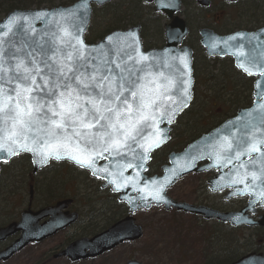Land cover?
I'll return each instance as SVG.
<instances>
[{
	"label": "snow or ice",
	"instance_id": "snow-or-ice-1",
	"mask_svg": "<svg viewBox=\"0 0 264 264\" xmlns=\"http://www.w3.org/2000/svg\"><path fill=\"white\" fill-rule=\"evenodd\" d=\"M49 16L17 14L0 23V152H31L40 164L67 157L94 175L113 177L117 189L127 187L115 177H123L125 168L142 167L129 162V154L146 161L165 138L159 124L165 118L171 123L188 107L187 57H172L178 66L140 52L135 40L111 52L98 46L93 55L81 39L82 22H75V12ZM37 20L52 28L33 27ZM251 51L239 45L233 53L237 66L249 75L256 68L264 77V45L257 43ZM236 120L242 123L229 122L236 131L210 147L217 164L236 173L229 186L243 184L237 194H252L258 182L264 183V104ZM101 160L109 163L100 165ZM259 195L264 198V191ZM154 198L162 199L159 192Z\"/></svg>",
	"mask_w": 264,
	"mask_h": 264
},
{
	"label": "water",
	"instance_id": "water-1",
	"mask_svg": "<svg viewBox=\"0 0 264 264\" xmlns=\"http://www.w3.org/2000/svg\"><path fill=\"white\" fill-rule=\"evenodd\" d=\"M114 0H76L73 3L65 6H54V7H40V8H30V9H13L6 13L4 17L0 20V23L5 22L9 17H15L17 14L20 16L31 17L33 13L36 12H46L49 13V20L52 19L51 14L60 13L66 10H71L76 13L77 19L76 23L80 24L82 22L83 31L80 33L83 43L88 46L89 50L93 55L97 54L98 46H102L103 50H111L115 47H124L127 44H132L133 40L138 42L139 51L160 59L167 58L169 62L174 63L179 66V61H172V57L185 56L188 60L189 70H190V96L191 99L188 101V107L193 99V84L194 79L192 76V49L186 45L182 44L188 29L184 21L178 17H173L172 15L179 9V0H154L155 12H162L166 14L171 21L164 25V39L165 44L161 48H153L144 51L142 49L139 30L140 26H132L126 29H116L112 30L106 35H104L99 41L95 43H86L84 40V34L86 33L92 12V6H101L105 3ZM144 2H150L151 0H143ZM235 1V0H228ZM202 5H207L208 0H202L199 2ZM172 5L171 8H166ZM21 23L23 21L21 20ZM33 27L40 30H49L52 25L46 24L43 21H35L32 25ZM200 44L204 48V52L208 57H224L230 56L233 58L234 67L244 73L249 77H256L253 82L252 95L253 101L251 106L243 109H239L236 115L226 121L222 122L215 128L209 130L207 133L202 134L198 138L187 143L183 149L177 152H170L167 156V163L161 167L160 175L146 176L144 173L147 171V164L150 161V155L153 151L161 148L165 145L169 139V132L171 130V125L175 122L176 118L180 116L188 107L183 108L179 111L177 115L172 118V122L168 123L167 118H165L159 127L164 129V140L157 147H153L148 153V159L145 160H132L131 154L126 158L129 162L134 165H142V167L125 168L123 170V177H115L121 183L127 182V187H121L117 189L110 181L113 177L101 178V176L94 175L92 170L89 168L81 167L74 163L67 157H63L59 160L54 157H50L45 164H40L34 162L38 160L39 157H35L31 152H21L28 154L30 157L32 172L35 173L38 170L44 168L50 160L55 161H66L72 165L79 167L81 169L88 170L90 175L96 177L97 179L103 180L102 188L110 186L112 192L118 193V201H123L128 207V214L126 217L120 219L116 223L110 225L103 231L93 235L92 237H82L71 241L62 250L53 255V258L65 257L70 262H77L79 260L94 259L101 256L102 254L111 251L116 246L123 244L124 242L135 241L142 237V226L136 224L135 218L132 214L140 209H149L152 205L155 207L162 206L165 211H170L175 209L176 211H182L184 213L199 215L205 220L216 219L222 222H229L233 226L245 224V225H263L264 217L261 221L254 222L246 218V210L251 209L250 207L253 203L261 198L259 193L264 191V183L257 184L252 190V194L246 190L243 194H237V189H243V184L229 186L230 181L235 178L236 173L230 170V166L224 165L219 166L212 153V148L210 145L214 144L222 136H226L229 132H235L236 129L232 128L229 122L233 124L240 125L242 122H237V117L245 116V114L254 108L258 104H264V77H261L256 68H252L253 74L249 75L242 68L237 66L238 57L233 53L237 51L239 45H244V50L249 54L252 53V48L260 43L264 45V26L254 30V31H236L227 35H216L212 31L202 29L200 30ZM238 33H242L243 36H237ZM111 37V41L108 38ZM230 37H236V39H229ZM38 38V37H37ZM259 38V40H257ZM227 40L228 43L225 44L224 41ZM251 41V44H249ZM259 49H257L258 51ZM259 84V87H258ZM178 95V93H177ZM139 151V150H138ZM19 155V154H18ZM6 152H0V164L9 161L12 157ZM247 157H244L246 159ZM206 160L207 162L201 166H197V163ZM101 162V163H100ZM100 165L109 163L108 161H99ZM229 167L228 171H224V168ZM258 167V165H257ZM210 169H215L217 175L212 179L208 180V188L215 192L217 190H222L224 188L232 189L227 198L236 195H249L248 205L244 207L239 212H218L209 207L203 205L189 204L183 201H175L167 195V190L173 186L178 179L189 173H198L207 171ZM173 172L175 175H173ZM128 177H132L131 181H127ZM170 177V180L165 183L164 178ZM250 180V178H249ZM153 181L156 183L153 184ZM163 184L161 189L160 185ZM159 192L162 197L161 200L157 201L154 196ZM32 191H30L31 196ZM262 204H264V198ZM70 199H65L56 202L52 206H47L36 211H32L27 208L22 211L20 219L17 222H12L4 227H0V242L4 241L7 237L18 233L17 239L13 240L7 247L0 250V261H4L14 255L16 252L22 250L26 245L30 243H39L43 239L54 235L56 232L68 227L74 223L78 214L76 212L65 211ZM46 218L40 223L42 219ZM125 264H141L135 259H129ZM229 264H264V254L261 252H249L245 255L239 257L238 259L230 262Z\"/></svg>",
	"mask_w": 264,
	"mask_h": 264
},
{
	"label": "rangeland",
	"instance_id": "rangeland-1",
	"mask_svg": "<svg viewBox=\"0 0 264 264\" xmlns=\"http://www.w3.org/2000/svg\"><path fill=\"white\" fill-rule=\"evenodd\" d=\"M254 4L257 9L260 7L259 4H263L261 5L263 6L261 10L256 12L257 25L259 26L264 24V21L260 20L262 18L260 15L264 14V0H255ZM103 18L102 11H100L99 8H95L90 23V25L92 24L91 29H93V31L88 30L86 36V38L89 36L92 38V40L89 41L86 39L87 41L95 42L100 39V36L98 37V35L102 33V30H106L107 28V24L104 23ZM145 26L148 31L146 33V38H143L145 43L143 44L142 42L144 49L161 46V29L157 17L154 15L150 16L149 21H145V24L143 23V27ZM192 46L195 50L193 63L195 69V100L193 103V112L194 114L206 115L207 111H203V109L209 108L207 103L211 100L212 92L209 90L211 83H208L204 79L203 74L207 68L209 69L212 61H205L206 63L204 62V59L202 58V51L197 48L194 40L192 41ZM227 62L219 61L217 64L212 65L217 69H220L225 74L224 77L228 76L229 78L235 79L236 77L232 73V70H230V67L227 66ZM212 87L214 89L213 93H216L218 91L217 85H212ZM239 94H241V91L238 90V93H236L235 97L236 99L238 96H242V94ZM209 95L210 97L207 98ZM227 108L228 107L226 104H224L221 107L212 108L213 110L208 113L220 114L223 111H228V113H231L232 109L227 110ZM187 115L184 118H182V116L180 117L172 132V139L170 143L156 154L154 161L151 163V168L154 171H157L155 164L158 163L157 161L160 158L164 159L167 153L172 150H179L186 144V141L181 144L178 140L179 137L181 138L180 133L186 130L184 120L190 119V116L187 117ZM211 120L213 119L208 116V120L206 122L209 124ZM177 147L178 149H176ZM27 163L28 157L20 156L14 159V161L9 164V167H3V170L0 174V223L3 219L2 216H7L9 220L12 217L10 216L12 212L13 214H16V211L23 209L26 205L28 180L27 174H29V172H27ZM57 173H59V171ZM66 173L67 172H65L63 176H66ZM46 177L50 179V175H47ZM67 178L71 179L76 187H81L80 189L86 188L91 191L94 190L96 185L92 182L82 181V176L79 178L74 174V172H69ZM203 181H205V177L200 174L185 176L168 190V195L178 201H184L193 204H204V200L207 196L206 193H204L205 190L202 185ZM41 184L43 185V180ZM39 191L43 192V189H40ZM62 192H65V189H62ZM76 193L79 194L78 191H76ZM76 193L71 192L70 190L68 197H73L77 201L79 200L78 202L74 203V206L77 209L82 211L86 210L85 207L81 206L82 199ZM98 193L100 194L98 196L99 198L105 197V194L101 193V191ZM43 199L44 198L42 197V194L35 193L33 197V206H42L44 204ZM105 199L104 202L101 200L96 202L94 201L95 199L88 198V202L90 205H98L99 202L106 203L107 201L108 203H111L107 197ZM15 207L17 210L13 209ZM134 216L136 218V222L143 228L142 237L138 240L125 242L117 246L112 251L99 257L98 260H95L92 264H124L125 261L129 259H135L141 264H191L192 262L196 261V259H199L200 255L205 249V246L206 248L209 247V243L206 244L200 240L201 232L203 230H208V224L199 222L190 216H186L181 213H175L174 211L166 212L162 208L154 207L149 210L138 211L134 214ZM96 221L99 222L98 220ZM252 233H254L252 230L249 231L246 229L241 231L240 236L250 239ZM58 235L61 236L59 237ZM58 235H56L57 237L54 236L55 238L52 240H45L41 243L27 246L22 251H20L19 255L16 256L9 264H25L26 260L32 259V254L35 256L48 250L55 251V249L59 246L60 241L63 240L65 236H70V230H66L65 232ZM254 235L256 238L261 237L258 239L263 240V245L261 246L264 247V234L258 231L255 232ZM250 241L259 242L258 240ZM89 262L91 261H81L72 264H88ZM52 264L71 263L67 262L65 259H58L53 261Z\"/></svg>",
	"mask_w": 264,
	"mask_h": 264
},
{
	"label": "flooded vegetation",
	"instance_id": "flooded-vegetation-1",
	"mask_svg": "<svg viewBox=\"0 0 264 264\" xmlns=\"http://www.w3.org/2000/svg\"><path fill=\"white\" fill-rule=\"evenodd\" d=\"M200 1L202 0H179L180 8L178 9L177 13L173 14V15H177L178 17H180L184 21L186 27L188 28V36L186 38L188 40V43L194 40L195 44L199 46L200 48H202L199 42L200 40L199 31L201 29H206L216 34L225 35V34L235 32V31H240V30L251 31V30L258 28L257 13H256L257 11L255 10L256 6L254 4L255 0H235V1L208 0L207 5L200 4L199 3ZM128 7L129 9L131 8L130 3ZM171 7L172 5L167 6L166 8H171ZM95 8H100V7H95ZM139 8L141 10L140 35H141L143 44L145 43L143 38H146V33L148 31L146 29L147 25L143 27V23L145 24V21L148 22L149 17L154 15L157 17V20L160 25V29H161L160 41L163 45L165 42L163 27L166 23L169 22V19L166 17V15L162 13H156L154 11L155 10L154 0H151L148 3L142 0H139ZM126 10H128L127 4H126ZM225 59L227 60V58ZM250 80L253 81V79H250ZM235 112L236 111H233L232 114L234 115ZM160 150L153 153V157L149 164L150 166H151V163L154 161L156 154ZM21 156H24V155H21ZM14 159L16 158L10 159L8 162L3 163L1 165L0 174L3 170V167L5 166L9 167V164L13 162ZM157 162L158 163L155 164V168L157 169V172H158L161 166L164 164V161L162 158H160ZM64 165H68L69 167H72L73 169H75L73 171L74 174L77 175V177L79 178L82 176V181L92 182L96 185L94 187V190H91V191L86 188L80 189L81 187H78L79 194L82 195V197L84 196L87 197L86 201L82 200V203L80 202L81 206L85 207L86 210L82 211V210L77 209L74 206V203L78 202L79 200L77 201L75 198L72 197L70 204L65 209H63L62 212L76 211L78 213L77 220L71 225H69L68 227L56 232L54 235L47 237L43 240H52L53 238L57 237L56 235L61 234L65 232L66 230H70V236H65V237L63 236L64 237L63 240H67L70 238V240L72 241V240H76L81 237H92L93 235L101 232L102 230L106 229L110 225L116 223L120 219L126 217V215L128 214L126 204L118 202L117 194L113 193L110 190V188L102 189L101 188L102 182L92 177L87 170L78 168L64 161L63 162L51 161L44 168L33 173L30 160L28 157L27 166H28L29 174H27L28 180H27L26 205L23 209L16 211V214H13L12 212L10 214V216L12 217L11 218L9 217L10 218L9 220L7 216L5 217L2 216L3 219H2V222L0 223V227H4L12 222H17L20 219V215L22 211L27 208H30L32 211H36L42 207L52 206L56 202L65 199L66 196L62 195V189H65L64 187L65 182H66L65 178L68 176V173H66V176H64L65 178L62 176L66 172ZM226 170L227 169H225V171ZM58 171L59 173H57ZM155 172L156 171H154L152 168L150 169V173L153 174ZM215 174L216 172L214 170H210L208 172L200 174L205 177V181H204L205 183L203 184V187L205 190L204 193H206V196H207L206 199L204 200L203 205L208 206L222 213L241 211L245 207V205L248 203V196H236V197L227 199L226 198L228 194L227 189L217 191V192H211L208 189V185L206 182L209 179H211ZM47 175H50V179L46 177ZM194 175H199V174H194ZM42 180H43V186H42L43 196L45 197V199L46 198L51 199V201L46 205H42L40 207H34L33 197H34V194L36 193L35 186L40 185ZM30 191H32L31 196H30ZM99 191L105 194L104 198L98 197L100 195L98 193ZM106 197L108 198V200L111 201V203H108V201L106 203H103ZM88 198L95 199L94 201L96 202L99 200L103 202H99L98 205H90L88 202ZM116 203L118 205H116ZM13 209L17 210L16 207ZM174 212L181 213L186 216H190L198 220L199 222H201V220L203 221L202 217L198 215L187 214V213L176 212V211ZM246 215H247V218L253 221L262 220L264 217V205H259L258 203H256L253 206V211L246 210ZM45 219L46 218L42 219L40 222L44 221ZM96 220H98L99 222H97ZM135 221H136V218H135ZM203 222L205 224L215 226V228H218L220 230V236L218 237L220 244H225L226 240H229V239L242 240L240 238L241 231H244L246 229H248L249 231L252 230V232H254L256 229H260V232L264 234V228L260 227L261 225H256V226H251V227H248L245 225L232 226L230 225V223L218 221L216 219H213V220L211 219L208 221L205 220ZM227 230L231 231V234H233L234 236H227L226 235ZM58 236L60 237L61 235H58ZM17 237H18V233H15L14 235L7 237L6 239H4V241L0 242V250H3L5 247H7L13 240L17 239ZM250 237L251 238L248 240H258L259 243H262V240L258 239L261 237L256 238L254 233H252V236ZM63 240H61L60 243ZM214 240H216V238ZM29 245H33V244H29ZM63 246L61 247L58 246L55 249V251L48 250L46 252H41L35 256L32 254L31 256L32 259L26 260L25 264H52L53 261L58 260L56 258H53V255L56 254L58 251H60V249ZM19 252L15 253L10 258L4 261L1 260L0 264L11 263L13 259L19 255ZM99 257H96L93 260L87 259V260H82V261H91L89 263L92 264L95 260H98ZM59 259H65V258H59ZM65 260L71 263L67 259ZM78 262H81V261H78Z\"/></svg>",
	"mask_w": 264,
	"mask_h": 264
},
{
	"label": "trees",
	"instance_id": "trees-1",
	"mask_svg": "<svg viewBox=\"0 0 264 264\" xmlns=\"http://www.w3.org/2000/svg\"><path fill=\"white\" fill-rule=\"evenodd\" d=\"M75 0H0V18H2L7 12L13 9H26V8H38V7H52L55 5H66ZM131 5V8L129 9L128 5ZM126 4L128 10H126ZM263 4H259V8L257 9L260 11L263 6ZM100 11H102V16L104 17V23L107 24L106 30H102V33H105L107 31L117 29V28H124L128 25H132L135 23L141 22V10L139 8V0H118L112 3H109L101 8H99ZM256 10V9H255ZM262 13V12H261ZM262 17L260 20L264 21V14L260 15ZM92 24L89 26V30L93 31ZM104 29V27H103ZM88 33V32H87ZM101 34L98 35V37H101ZM87 36V35H86ZM87 40H92L88 36L86 38ZM202 58L205 61H212V64H217L219 61L227 62L228 60H221L218 58H207L204 54H202ZM206 63V62H205ZM207 68L205 70L203 77L208 82L211 83L209 90L212 92L211 100L207 103L208 109H203V111H207L206 115L201 114H194L193 112V103L194 100L189 107V109L183 114L182 118H184L187 114V117L190 116V119L184 120V125L186 126V130L181 134V138L179 137L180 143L187 142L196 136H198L201 132L212 126L213 124L218 123L220 120L225 118V116L228 115V112L223 111L220 114H212L208 113L212 108L215 107H221L222 105L226 104L228 109H236L237 107L245 106L249 104L250 102V90H251V83L250 81L245 78L243 75L238 73L234 70V68L231 65V62H227V66L230 67V70H232V73L235 75L234 78H229L228 76L224 77L225 74L220 70L217 69L215 66ZM215 70V71H214ZM212 85H217L218 91L216 93L214 92V89ZM238 90L241 91L242 98L238 96L236 99V93H238ZM239 94V95H241ZM246 95V96H245ZM207 96V98H209ZM244 101V102H243ZM193 113V114H192ZM208 116L213 119L208 124L206 121L208 120ZM179 134V136H180ZM185 136V137H184ZM183 138V139H182ZM178 149V147L176 148ZM165 158V157H164ZM164 160V159H163ZM64 168L67 173L73 172L75 169L72 167H69L68 165H64ZM29 172V170L27 171ZM63 176V175H62ZM64 177V176H63ZM68 177V176H67ZM66 177V178H67ZM66 180V179H65ZM43 185L40 183V185L35 186V192L36 194L40 193L42 194L43 199V205L48 204L51 199H45L43 196V192L39 191L40 189H43ZM65 192H62L63 196H68L69 191L76 193L78 191V187H76L75 184H73L71 179L66 180L65 182ZM79 195V197L86 201L87 197L76 193ZM116 205H118L116 203ZM227 236H232V234L227 231ZM220 236V230L218 228H215V226H208L207 231H202L200 240H202L204 243H206V240H209V247L206 248L203 251V253L200 255L199 259H196V261L192 262L191 264H228L229 262L235 260L239 256L245 254L249 251H262L264 248L261 246L263 244L250 240H233L229 239L226 240L225 244H220L219 237ZM217 238L216 240H214ZM70 240H63L59 246H63L67 244Z\"/></svg>",
	"mask_w": 264,
	"mask_h": 264
}]
</instances>
